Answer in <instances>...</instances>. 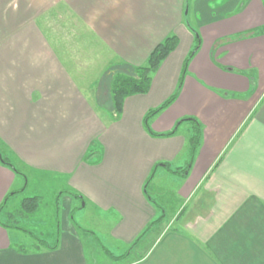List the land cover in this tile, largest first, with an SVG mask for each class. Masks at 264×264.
<instances>
[{"label":"crops","instance_id":"obj_1","mask_svg":"<svg viewBox=\"0 0 264 264\" xmlns=\"http://www.w3.org/2000/svg\"><path fill=\"white\" fill-rule=\"evenodd\" d=\"M200 2L0 0V204L29 171L62 182L44 239L58 246L22 250L0 224V264H91L78 200L120 252L143 234L123 264H264V0ZM173 34L149 91L114 118L112 71ZM187 118L201 124L192 161Z\"/></svg>","mask_w":264,"mask_h":264},{"label":"rangeland","instance_id":"obj_2","mask_svg":"<svg viewBox=\"0 0 264 264\" xmlns=\"http://www.w3.org/2000/svg\"><path fill=\"white\" fill-rule=\"evenodd\" d=\"M205 1L206 0H201L200 4H205L206 3ZM189 3H191V1H189ZM214 3H215L214 1H211L209 7L214 6ZM60 13L61 12H59V14ZM59 14L58 13L52 14L50 20L56 19V17ZM66 17L68 16H66L65 14V16L62 15L61 17L58 16L57 18L63 21L66 19ZM187 21H189L192 27H195L196 30L198 29V26L196 25L193 18L192 9H190V14L187 16ZM81 28L82 27L80 24L79 26L74 25V29L78 31L77 32L78 34H76L77 38L83 37L82 35L83 33L80 34V31H82ZM120 69L125 72L128 71L127 67H123ZM105 92L106 91H103V95H107V93ZM100 102L102 103V101ZM190 124L192 123L190 122ZM193 132H194V128L192 126L191 135ZM27 175L29 178L27 188L22 192L18 191L22 188L21 185H23V183L26 182V180L21 178L20 180L21 183H19V185L17 184L14 187V190L17 192L9 197L7 204L0 212V217L3 222L9 225L11 232L15 236L17 234L21 235L20 238L15 239V242L18 243V245L24 246L26 249L27 248L33 249L38 246L36 242H34L35 239L32 237L30 232L42 239H45L48 236L50 237L54 236V234L52 233L54 232L53 223L60 221L59 211L58 212L56 211L60 209L59 207L60 201L58 199L60 189L57 190V187L60 185L61 181L59 180L58 177L55 178L50 175H43V174L39 175L38 173H34L31 171L27 172ZM166 183L169 184V181L167 180ZM171 187L172 186L169 185V188ZM32 196L40 197V202L38 204L37 209L34 212L22 211L23 209L21 208V206L23 199ZM168 197L169 196L167 195L161 198V201L164 202L165 206H168V204L165 203V199ZM85 204H86L85 200H81V201L78 200L76 202V206L78 207L74 210L72 216H74L73 219L75 223L78 226H80L78 228L82 232H86L91 237V241H89L87 244V249H88L87 253L89 256L90 263L91 264L125 263L126 261H124V259L118 260V259H114L112 256H120L123 253H125L127 249L120 252V248H117L116 244L107 235L104 220H102V218L98 217L93 213L90 207L92 206L91 204L89 203H87L86 205ZM170 228H173V226H170ZM132 255L133 254L130 253L129 257L127 258V261H131L132 259H134L135 256Z\"/></svg>","mask_w":264,"mask_h":264},{"label":"trees","instance_id":"obj_3","mask_svg":"<svg viewBox=\"0 0 264 264\" xmlns=\"http://www.w3.org/2000/svg\"><path fill=\"white\" fill-rule=\"evenodd\" d=\"M178 37L173 34L171 36L166 37L162 42L157 44V46L154 48V50L150 53L148 60L145 64L139 65V66H129L127 67V72L118 69L112 71V74L110 75V94H111V99H112V104H113V117H118L122 110H123V105L126 97L136 94V93H146L149 91L151 82H152V76L153 74L158 70L161 62L166 59L172 51H174L177 46H178ZM198 44L194 48V50L191 52L190 56L187 58L185 67H187L191 56L195 53L196 48ZM181 87V86H180ZM179 90H177L169 99H167L161 106L158 108L152 110L147 114V119H149L151 116H154L158 112H160L162 109L170 105L177 97ZM189 122L192 123L194 132L190 136V155H191V161L194 158V155L199 147L200 141H201V124L199 121L195 118H187L185 119ZM170 132V133H174ZM2 163L4 165H7L11 167L15 173H18L19 175H23L26 177V174L21 171L17 166H15L14 163L11 162V160L7 156H1ZM190 161V162H191ZM24 188H21L18 190L21 192ZM14 189H12L4 201L0 204V212L3 210L5 205L7 204V201L11 195L16 193ZM40 202V197L39 196H32V197H27L23 199L22 201V206L21 208L23 209L22 211H27V212H34L38 204ZM164 216H160L146 228L144 233L149 231L153 225L159 224L161 221H163ZM0 224H2L5 227H9V225L5 222L2 221L0 217ZM77 225V224H76ZM32 237L35 239L37 246H46L48 248L54 249L58 246V239L59 236H57L55 243L50 246L46 240L36 236L35 234L31 233ZM141 236L134 242V244L130 247V250L125 252L123 255L120 256H112L114 259L118 260H123L127 261V258L130 255L131 249L134 248V246L138 243V241L141 239ZM15 245V244H14ZM18 248H21L23 250V246H20L16 244Z\"/></svg>","mask_w":264,"mask_h":264}]
</instances>
